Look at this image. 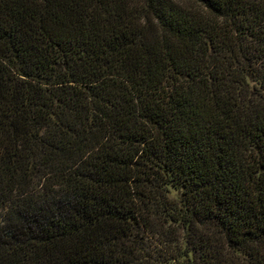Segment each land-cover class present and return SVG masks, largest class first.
<instances>
[{
    "label": "trees",
    "instance_id": "16d2710c",
    "mask_svg": "<svg viewBox=\"0 0 264 264\" xmlns=\"http://www.w3.org/2000/svg\"><path fill=\"white\" fill-rule=\"evenodd\" d=\"M0 264H264V0H0Z\"/></svg>",
    "mask_w": 264,
    "mask_h": 264
}]
</instances>
